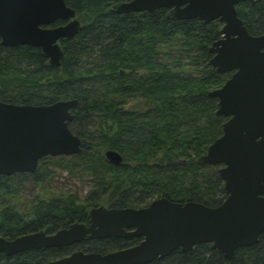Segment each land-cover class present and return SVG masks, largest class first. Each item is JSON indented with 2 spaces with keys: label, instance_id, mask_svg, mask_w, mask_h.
I'll list each match as a JSON object with an SVG mask.
<instances>
[{
  "label": "trees",
  "instance_id": "obj_1",
  "mask_svg": "<svg viewBox=\"0 0 264 264\" xmlns=\"http://www.w3.org/2000/svg\"><path fill=\"white\" fill-rule=\"evenodd\" d=\"M64 1L81 29L61 42L60 67H51L40 49L0 44V101L41 106L77 100L69 129L81 139V152L44 157L33 174L0 175V237L14 240L74 223L87 225L90 207L97 204L140 209L166 198L219 206L226 198L219 167L200 166L197 160L222 135L227 120L216 116L217 100L207 96L231 77L209 66L208 48L220 39L223 24L173 20L168 9L129 15L111 11L131 0ZM236 10L250 35L264 34V0ZM133 98L145 101L142 109H124ZM109 150L122 156L120 165L107 162ZM52 167L88 174L94 180L92 197L85 202L72 193L40 197L23 209V182L50 180ZM140 241L105 238L12 257L0 254V264H44L74 251L105 254ZM149 264H264V232L255 246L236 250L232 263L203 243Z\"/></svg>",
  "mask_w": 264,
  "mask_h": 264
},
{
  "label": "water",
  "instance_id": "obj_2",
  "mask_svg": "<svg viewBox=\"0 0 264 264\" xmlns=\"http://www.w3.org/2000/svg\"><path fill=\"white\" fill-rule=\"evenodd\" d=\"M257 1L131 0L111 8L118 15L168 9L173 20L223 24L220 39L208 48L209 66L232 75L207 96L217 100L216 116L227 120L222 135L197 160L200 166L219 167L226 192L219 206L166 198L140 209L97 206L89 210L87 225L74 223L55 233L39 231L14 240L0 237V254L12 257L86 240L141 238L130 248L105 254L74 251L44 264H149L203 243L232 263L236 250L255 246L264 232V34L250 35L236 7ZM80 29L64 0H0L1 46L40 49L53 68L63 58L61 42L75 38ZM77 107L75 99L41 106L0 101V175L33 174L44 157L78 155L81 139L69 129ZM105 158L115 166L123 161L111 150Z\"/></svg>",
  "mask_w": 264,
  "mask_h": 264
},
{
  "label": "rangeland",
  "instance_id": "obj_3",
  "mask_svg": "<svg viewBox=\"0 0 264 264\" xmlns=\"http://www.w3.org/2000/svg\"><path fill=\"white\" fill-rule=\"evenodd\" d=\"M190 68L184 69L190 71ZM143 103H145L143 99L133 98L124 105V109L140 110L143 108ZM51 169L54 172L53 177L42 184H35L29 178L23 182L20 192V203L23 209H26L30 203L40 197L47 199L50 196L72 193L81 202H85L92 197L91 192L94 191V180L88 174L80 172L70 174L68 171H61L55 167ZM97 206L105 205L97 204L91 206L90 209Z\"/></svg>",
  "mask_w": 264,
  "mask_h": 264
}]
</instances>
